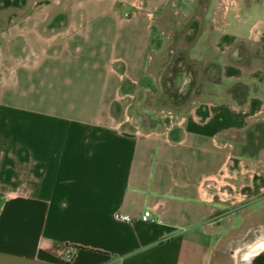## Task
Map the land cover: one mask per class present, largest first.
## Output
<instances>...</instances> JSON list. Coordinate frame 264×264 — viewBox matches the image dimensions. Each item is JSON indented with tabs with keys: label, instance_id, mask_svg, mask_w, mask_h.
I'll return each instance as SVG.
<instances>
[{
	"label": "crops",
	"instance_id": "1",
	"mask_svg": "<svg viewBox=\"0 0 264 264\" xmlns=\"http://www.w3.org/2000/svg\"><path fill=\"white\" fill-rule=\"evenodd\" d=\"M171 1L0 0V264H214L240 191L264 211V144L225 137L264 117V61L227 57L264 42V0H204L219 66L249 84L242 101L221 92L160 125L127 123L121 84L155 82L154 20Z\"/></svg>",
	"mask_w": 264,
	"mask_h": 264
},
{
	"label": "rangeland",
	"instance_id": "2",
	"mask_svg": "<svg viewBox=\"0 0 264 264\" xmlns=\"http://www.w3.org/2000/svg\"><path fill=\"white\" fill-rule=\"evenodd\" d=\"M209 7L204 0H172L157 11L154 49L149 52L147 67L156 80L148 87H138L129 80L121 84V89L130 93L126 108L130 126L147 129L163 124L169 112L174 117L199 100H214L215 94L221 92L242 101L249 84L247 80L225 77L219 66L224 55L216 46V25L210 18ZM263 43L262 39L256 43L243 39L239 48H230L227 57L245 67L254 58L264 61ZM30 61L27 58V63ZM33 87L28 83L27 92L33 91ZM29 102L33 106L39 104L35 100ZM225 137L234 142L235 150L255 151L264 144V117L228 130ZM240 193V202L226 208L222 217L213 247L214 264H255L258 256L250 249L253 242L264 238V211L249 213L247 199Z\"/></svg>",
	"mask_w": 264,
	"mask_h": 264
},
{
	"label": "built area",
	"instance_id": "3",
	"mask_svg": "<svg viewBox=\"0 0 264 264\" xmlns=\"http://www.w3.org/2000/svg\"><path fill=\"white\" fill-rule=\"evenodd\" d=\"M128 14V13H126ZM150 214V211L149 210H145L142 214V218L143 219H147L148 215ZM114 217L117 218V219H120V220H124V221H129L132 219V216L127 214V213H123V212H114ZM62 259L65 261V262H70L71 259H72V253L69 249H66L64 251V253L62 254Z\"/></svg>",
	"mask_w": 264,
	"mask_h": 264
},
{
	"label": "bare ground",
	"instance_id": "4",
	"mask_svg": "<svg viewBox=\"0 0 264 264\" xmlns=\"http://www.w3.org/2000/svg\"><path fill=\"white\" fill-rule=\"evenodd\" d=\"M252 243V242H251ZM250 247V246H249ZM239 249V248H238ZM250 253L264 254V238L258 239L256 242H253L251 245ZM237 254V253H236ZM234 255V254H233ZM242 257V256H241ZM236 259V258H235ZM236 261V260H235Z\"/></svg>",
	"mask_w": 264,
	"mask_h": 264
},
{
	"label": "flooded vegetation",
	"instance_id": "5",
	"mask_svg": "<svg viewBox=\"0 0 264 264\" xmlns=\"http://www.w3.org/2000/svg\"><path fill=\"white\" fill-rule=\"evenodd\" d=\"M257 241V240H256ZM255 241V242H256ZM261 261L263 262V263H261ZM255 264H264V254L262 253V254H258V256L257 257H255Z\"/></svg>",
	"mask_w": 264,
	"mask_h": 264
}]
</instances>
